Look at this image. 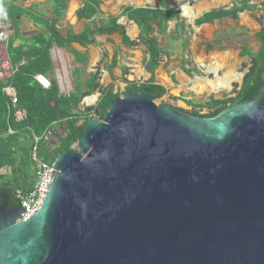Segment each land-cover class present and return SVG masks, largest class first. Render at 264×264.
<instances>
[{"label": "water", "instance_id": "1", "mask_svg": "<svg viewBox=\"0 0 264 264\" xmlns=\"http://www.w3.org/2000/svg\"><path fill=\"white\" fill-rule=\"evenodd\" d=\"M261 80L211 118L117 96L52 162L30 220L0 209V264H264Z\"/></svg>", "mask_w": 264, "mask_h": 264}, {"label": "trees", "instance_id": "2", "mask_svg": "<svg viewBox=\"0 0 264 264\" xmlns=\"http://www.w3.org/2000/svg\"><path fill=\"white\" fill-rule=\"evenodd\" d=\"M25 0H22L24 2ZM70 0H50L52 18H45L37 9V6L22 8L16 4V0H0V22L9 25L12 34L5 43L7 61L12 68L8 78L0 79V169H8V175H0V191L11 189L15 204L19 207V201L15 198V192L21 190L27 192L34 182L33 166L29 152L37 137L38 156L45 163L52 164L55 158L63 151H76L81 147L84 136V128L92 118L102 120L107 112L109 104L119 96L114 93L111 86L101 88L98 77L92 74L89 80L82 83L74 81L72 91L65 95L59 91L57 82L52 76V63L49 52L53 46L65 48L75 56L77 62L85 63L86 60L70 45L76 43L82 47L93 44L95 33L112 35L117 34L121 43L131 47L133 42L126 36L122 26L116 23V17H109L96 23L91 18L97 14L100 0H77L82 8L77 12L78 20L87 21L79 34L67 31L62 35L56 28L63 17ZM159 9L152 8H122V15L133 21L139 29V43L146 47L148 61L146 71L151 74L149 80L144 83H128L121 95L142 93L157 95L161 98L165 95V89L154 83V70L158 66L159 55L168 56L156 42L155 37L150 35L157 31L163 34L167 23L171 20L178 21L177 28L183 30V23L179 22V9H169L168 0H159ZM264 8V2L261 3ZM256 5L251 0H233L228 9L218 8L210 10L198 17L194 25L199 27L206 24L220 22L223 19H236L237 14L243 11H254ZM25 18L42 32L28 39H21L19 31V19ZM91 20V21H90ZM259 22V20H256ZM177 30V29H176ZM260 42L259 51L254 54L248 48L240 49L241 57H248L249 68L242 78L238 90H234L233 97L224 96L221 99L210 98L209 100L193 104L188 113L203 118H211L218 115L224 109L235 102L251 100L257 94L263 84L261 73L264 71V29L255 34ZM17 43V44H16ZM214 44L217 42L214 40ZM206 50L211 49V44H204ZM116 65L115 59L112 67ZM126 69H123V73ZM40 74L50 76L51 87L43 89L33 76ZM73 76H79L76 71ZM78 79V78H77ZM5 86H10L16 93L17 103L12 105L10 98L2 91ZM99 89L100 98L95 107L79 109V104L84 97L91 95ZM206 109L207 114H201L200 110ZM24 112L23 119L17 120L16 115ZM54 124L64 125L60 135L56 136V143L43 140L46 130L53 128ZM76 145L77 149L72 146Z\"/></svg>", "mask_w": 264, "mask_h": 264}, {"label": "rangeland", "instance_id": "3", "mask_svg": "<svg viewBox=\"0 0 264 264\" xmlns=\"http://www.w3.org/2000/svg\"><path fill=\"white\" fill-rule=\"evenodd\" d=\"M168 1L171 7L178 9L188 4L192 13H196L195 18L205 11L227 7L233 2V0ZM262 2L264 0H251V4L256 5V10L240 12L237 14L236 19L226 18L213 24L199 27L193 25L191 27L188 25L187 19L181 17L183 30L175 32V21H173L167 24L166 32L163 35L154 33L153 36L156 37L159 46L169 55L168 58L163 59L160 68L155 72L156 83L165 89V95L161 98H156L155 102L166 103L171 107L188 113L192 110V106L186 102L199 104L210 98L233 97L235 95L233 92L238 90L242 77L248 71L250 62L248 57L240 56V49L246 47L251 52H255L261 45L255 34L259 30L264 29V8H261ZM38 4L40 10L44 11L47 17H50L51 12L48 0H39ZM125 4L139 6L149 4L158 7V0H101V8L97 18H106L108 15L118 16L119 7ZM71 5H76V2L72 0L62 20L56 26L61 34H64L68 29L77 32L82 27V22H78L72 17L71 12L72 9H75V6L72 7ZM199 8L200 10L197 12ZM256 20H259V22ZM22 22L20 29L23 35L25 34V37H27L35 29L24 26L26 24L25 20H22ZM122 24L127 29L129 36H136V32H133L130 23L123 22ZM1 27L7 33L8 38L12 34L9 26L1 24ZM214 40L217 45L214 44ZM5 43L6 41L1 42L3 46H5ZM204 44H211V49L209 51L206 50ZM77 50L84 52L82 48ZM87 51H89L87 63L82 65L67 50H60L55 47L52 49L54 73L61 82L59 87L61 93L68 94L72 91L74 80L76 79L73 76L75 70L80 71L79 79L81 82H86L90 73L97 74L100 87L103 88L112 84L113 91L119 93L120 96L126 85L121 79L120 68H128V74L125 79L129 82L139 83L147 77L144 72L146 51L143 46L137 45L129 49L123 47L119 38L115 35L109 37L96 36L95 45L89 47ZM114 54L116 55L117 67L107 73L106 68L110 66V60ZM225 55H229V58L226 59L228 62L226 66H222L218 61L223 62L222 56ZM4 61L3 52L0 51V78L5 77V71L2 68ZM213 65L221 67L217 77L211 71ZM231 70H235V73L240 75V79L232 82L228 91L213 92L204 88L206 81H216V78L227 74ZM92 96H95L93 103L85 102V98ZM99 98V90H96L81 100L79 109L84 110L86 107H95ZM200 113L203 115L207 114V110L201 109ZM50 142L54 144V142ZM72 148L77 149L76 145L72 146ZM8 174V169L0 170V175Z\"/></svg>", "mask_w": 264, "mask_h": 264}, {"label": "crops", "instance_id": "4", "mask_svg": "<svg viewBox=\"0 0 264 264\" xmlns=\"http://www.w3.org/2000/svg\"><path fill=\"white\" fill-rule=\"evenodd\" d=\"M73 1H75L76 2V5H71L72 7H74L75 6V9H72V17L73 18H75L78 22H82V27H81V29L79 30V31H77V32H74V31H72L71 29H68V30H66L65 31V33L67 32V31H71L72 33H74V34H79L82 30H83V26H84V24L87 22V21H85V20H83V19H81V20H78V18H77V12L82 8V5H81V3L79 2V1H77V0H73ZM123 1H125V0H123ZM48 2H49V8H50V12H51V16L50 17H47L46 15H45V12L44 11H41L40 10V8H39V0H25L24 2H22V0H16V4L17 5H21L22 6V8H24V9H26V8H29V7H31V6H37V9L39 10V12L45 17V18H47V19H51L52 18V11H51V4H50V0H48ZM71 2H72V0H70L69 1V3H68V5L69 4H71ZM68 5H67V8H66V10H65V12L67 11V9H68ZM186 7H188V8H190V6L187 4V5H185ZM152 8V9H159L160 8V6H159V0H158V7H156V6H151V5H149V4H146V5H142V6H139V5H131V4H125V5H123V6H121V7H119V10H118V12H119V15L118 16H115V15H108L106 18H97V15L99 14V11H100V8H101V0H100V4H99V8H98V12H97V14L96 15H94L92 18H91V20H94L96 23H99V21H101V20H107L109 17H116L117 18V21H116V23L118 24V25H120V26H122L123 27V29H124V31H125V34H126V36L129 38V40L131 41V42H133V45L131 46V47H127V46H125V45H123L122 43H121V39H120V37L117 35V34H112V35H104V34H97V33H95L94 34V36H93V40H94V43L93 44H90V45H87V46H85V47H82V46H80V45H78V44H76V43H72L71 45H70V47H71V49H73V50H75V51H77L85 60H86V62L85 63H81L80 62V60H79V63H81L82 65H85L86 63H87V58L89 57V51H87V49H89V47H91V46H94L95 45V37L96 36H107V37H109V36H117L118 38H119V40H120V43H121V45L123 46V47H125V48H133V47H136L137 45L138 46H143L144 48H145V51H146V47L143 45V44H140L139 43V40H138V37H139V29H138V27L136 26V24L133 22V21H131V20H129L128 18H127V16H125V15H122V8H132V9H139V8ZM184 7V6H183ZM182 7V8H183ZM231 7V5L230 6H227V8L226 7H223L224 9H228V8H230ZM182 8H180L179 9V17H180V19H179V22H181V17L182 18H184V19H186V17L183 15V14H181V11L180 10H182ZM169 9H176V8H174V7H171V6H169ZM210 11V10H209ZM209 11H205L204 13H206V12H209ZM71 13H69V14H71ZM204 13H202V14H204ZM65 14V13H64ZM68 14V13H67ZM201 14V15H202ZM200 15V16H201ZM64 16V15H63ZM199 16V17H200ZM121 17H123V18H121ZM63 18V17H62ZM62 18H61V20H62ZM198 17H196L195 18V20L197 19ZM19 19V21H20V23H19V31H20V37H21V39H28V38H30L31 36H34V35H36V34H38V33H40V32H42V30L40 29V28H37V27H35L32 23H30L27 19H25L24 17L23 18H18ZM22 20H25L26 21V24L24 25V26H27V27H30V28H33V29H35V30H33L31 33H29V35L27 36V37H25L26 35L24 34L23 35V32L21 31V29H20V26L22 25ZM60 20V21H61ZM90 20V21H91ZM195 20H194V22H195ZM59 21V22H60ZM173 21H175V32H177L178 30H182L181 29V27H179V28H177L176 27V25L178 24V21H176V20H171V21H169L168 23H170V22H173ZM188 21V20H187ZM191 21V20H190ZM190 21H188V25L190 26V24H189V22ZM123 22H128V23H130V27L133 29V32H136V39H135V37L134 36H129V34H128V32H127V29H125L124 28V24H122ZM217 22V21H216ZM167 23V24H168ZM58 24V23H57ZM57 24H56V26H57ZM206 25H208V24H206ZM7 26H9V25H7ZM192 27V26H191ZM9 28H10V26H9ZM57 28V27H56ZM166 29H167V27H166ZM177 29V30H176ZM10 30H11V28H10ZM58 30V29H57ZM59 31V30H58ZM60 32V31H59ZM166 32V30L164 31V33ZM11 33H12V31H11ZM64 33V34H65ZM154 33H158L157 31H155V32H153L151 35H150V37H155V36H153L154 35ZM163 33V34H164ZM64 34H62V35H64ZM159 35H163V34H160V33H158ZM24 36V37H23ZM156 38V37H155ZM172 39H173V37H172ZM175 40V39H174ZM156 42H157V39H156ZM17 44V43H16ZM157 44H158V42H157ZM159 45V44H158ZM57 48L56 46H53L52 48H51V50H50V52H49V56H50V59H51V63H52V69H53V72H52V76L51 77H53L54 79H55V81L57 82V76L55 75V73H54V61L52 60V49L53 48ZM161 47V46H160ZM0 48H1V52H3V56H4V66L2 67L3 68V70L5 71V77H2V79H4V78H8L10 75H11V73H12V68L10 67V65H9V63H8V61H7V59H8V57H7V54H6V48H5V46H3V44H1L0 43ZM78 48H82L83 50H84V52H81V51H78L77 49ZM162 48V47H161ZM57 49H60V50H67V49H65V48H57ZM163 49V48H162ZM164 50V49H163ZM165 51V50H164ZM67 52L68 53H70L68 50H67ZM71 55H73L72 53H70ZM168 54V53H167ZM161 55V54H160ZM160 55H159V57H160ZM163 55V54H162ZM145 56H146V60H145V62H144V72L147 74V77L146 78H144L143 79V81H140L139 83H144V82H146L147 80H149L150 79V77H151V74L150 73H148L147 71H146V63H147V61H148V55H147V52H145ZM169 56V55H168ZM168 56L167 57H165L164 55H163V57L164 58H168ZM75 57V56H74ZM163 58V59H164ZM113 59H115V61H116V65L114 66V67H112V61H113ZM162 59V60H163ZM76 60V59H75ZM159 60V59H158ZM215 60V59H214ZM215 61H217V60H215ZM163 62V61H162ZM162 62L161 63H159L158 62V66L156 67V69L154 70V74H153V77H154V83L155 84H157L156 83V81H155V72H157L158 71V69L160 68V65L162 64ZM227 62H228V60H224L223 62H221V61H218V63L219 64H221L222 66H226L227 65ZM117 67V60H116V55L114 54L113 55V57H112V59L110 60V66H108L107 68H106V71H107V73H109V72H111L114 68H116ZM123 69H126V72L125 73H123ZM78 72V74H79V76H74L76 79L74 80V81H76V80H79L80 81V79H79V77H80V71L79 70H75L74 71V73L75 72ZM120 71H121V75H122V81L126 84L125 85V87L127 86V82L128 83H135V82H129V81H127L126 79H125V76H127V72H128V68H126V67H122V68H120ZM74 73H73V75H74ZM92 74H95V73H90L89 74V78H90V76L92 75ZM38 75H40V74H38ZM97 75V74H96ZM109 75H111V74H109ZM43 76V75H42ZM44 77H46V78H48V79H50V76H44ZM97 77H98V75H97ZM78 78V79H77ZM110 78H111V76H110ZM112 79V78H111ZM89 80V79H88ZM87 80V81H88ZM98 80H99V78H98ZM113 80V79H112ZM59 81V80H58ZM86 81V82H87ZM82 83H85V82H82ZM139 83H135V84H139ZM58 85V84H57ZM157 85H159V84H157ZM100 86V85H99ZM109 86H113L112 84H109V85H107V87H109ZM161 86V85H160ZM162 87V86H161ZM59 88V87H58ZM102 88V87H101ZM103 88H106V87H103ZM112 89H113V87H112ZM125 89V88H124ZM97 91L99 90V89H96ZM60 91V90H59ZM124 91V90H123ZM114 93H117V92H115V91H113ZM65 95H68V94H65Z\"/></svg>", "mask_w": 264, "mask_h": 264}, {"label": "built area", "instance_id": "5", "mask_svg": "<svg viewBox=\"0 0 264 264\" xmlns=\"http://www.w3.org/2000/svg\"><path fill=\"white\" fill-rule=\"evenodd\" d=\"M1 24L2 23L0 22V43L7 41V33L2 29ZM0 79H2V77ZM33 79L43 89H49L51 87L50 79L42 75L36 74L33 76ZM60 83L61 82L57 80L58 87L61 86ZM2 91L10 98L12 105L15 106L17 103V99L14 89L10 86H5ZM24 114V112H20V114L16 115L17 120L23 119ZM52 127L53 128H49L45 131L42 139L56 143V136L60 135L61 129L64 128V125L54 124ZM33 140L34 143L30 149L29 157L33 166L34 182L29 191L24 193L21 190H17L15 192V196L19 201V207L23 211L17 216V220L21 222L30 220V217L34 214L35 211H37V208L39 209L48 191L47 186L52 182L50 181L53 175L52 164H47L41 158H39L37 144L40 139L34 137Z\"/></svg>", "mask_w": 264, "mask_h": 264}, {"label": "bare ground", "instance_id": "6", "mask_svg": "<svg viewBox=\"0 0 264 264\" xmlns=\"http://www.w3.org/2000/svg\"><path fill=\"white\" fill-rule=\"evenodd\" d=\"M200 10V8L197 10V12ZM182 14L186 17L188 21H190L193 17H195L196 13H192V10L186 6L182 8ZM229 58V55L222 56V60H226ZM220 66L213 65L211 67L212 73L215 75V77L218 76V72L220 71ZM240 79V75L235 73V70L229 71L227 74L222 75L219 78H216V81H206L204 84L205 89H209L211 91H221L226 90L228 91L230 89V84L232 82L238 81ZM203 86V85H202ZM95 101V96L85 98V102L87 103H93Z\"/></svg>", "mask_w": 264, "mask_h": 264}, {"label": "flooded vegetation", "instance_id": "7", "mask_svg": "<svg viewBox=\"0 0 264 264\" xmlns=\"http://www.w3.org/2000/svg\"><path fill=\"white\" fill-rule=\"evenodd\" d=\"M2 207H6L8 210L12 211L13 213L18 214L20 212V208L15 204L11 189L7 188L4 189L3 191H0V209Z\"/></svg>", "mask_w": 264, "mask_h": 264}]
</instances>
